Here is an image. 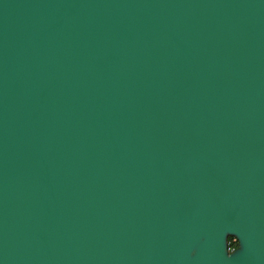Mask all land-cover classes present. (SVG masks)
<instances>
[{
    "label": "water",
    "instance_id": "95a60500",
    "mask_svg": "<svg viewBox=\"0 0 264 264\" xmlns=\"http://www.w3.org/2000/svg\"><path fill=\"white\" fill-rule=\"evenodd\" d=\"M0 264H264V0H0Z\"/></svg>",
    "mask_w": 264,
    "mask_h": 264
},
{
    "label": "trees",
    "instance_id": "16d2710c",
    "mask_svg": "<svg viewBox=\"0 0 264 264\" xmlns=\"http://www.w3.org/2000/svg\"><path fill=\"white\" fill-rule=\"evenodd\" d=\"M228 241H229V246L231 248H236L237 247V240L234 239V237H228Z\"/></svg>",
    "mask_w": 264,
    "mask_h": 264
},
{
    "label": "built area",
    "instance_id": "2783aa9c",
    "mask_svg": "<svg viewBox=\"0 0 264 264\" xmlns=\"http://www.w3.org/2000/svg\"><path fill=\"white\" fill-rule=\"evenodd\" d=\"M234 239H235V238H234ZM229 249L232 250L233 248H231V247L229 246Z\"/></svg>",
    "mask_w": 264,
    "mask_h": 264
}]
</instances>
